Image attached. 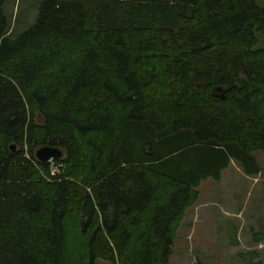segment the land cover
I'll return each instance as SVG.
<instances>
[{"label":"trees","instance_id":"1","mask_svg":"<svg viewBox=\"0 0 264 264\" xmlns=\"http://www.w3.org/2000/svg\"><path fill=\"white\" fill-rule=\"evenodd\" d=\"M5 1L0 264H169L203 182L261 173L264 8L42 0L11 34Z\"/></svg>","mask_w":264,"mask_h":264},{"label":"rangeland","instance_id":"2","mask_svg":"<svg viewBox=\"0 0 264 264\" xmlns=\"http://www.w3.org/2000/svg\"><path fill=\"white\" fill-rule=\"evenodd\" d=\"M41 1H5L11 34L31 26ZM258 5L264 8V0ZM257 38L255 49L264 48V35ZM256 156L261 167L258 176H245L231 162L219 183L207 180L199 186L198 200L177 231L169 264H264V155ZM48 165L56 172L53 161ZM97 264L109 263L98 260Z\"/></svg>","mask_w":264,"mask_h":264},{"label":"water","instance_id":"3","mask_svg":"<svg viewBox=\"0 0 264 264\" xmlns=\"http://www.w3.org/2000/svg\"><path fill=\"white\" fill-rule=\"evenodd\" d=\"M14 150V146H11ZM63 155L62 151L56 147H42L35 151L34 157L38 162L45 163L54 159H59Z\"/></svg>","mask_w":264,"mask_h":264},{"label":"crops","instance_id":"4","mask_svg":"<svg viewBox=\"0 0 264 264\" xmlns=\"http://www.w3.org/2000/svg\"><path fill=\"white\" fill-rule=\"evenodd\" d=\"M227 169H228V168H227ZM227 169H226V170H227ZM226 170H224V171L222 172V174H223ZM222 177H223V176L221 175V179H220V181L222 180ZM220 181H218V183H219ZM181 224H182V223H181ZM195 226H196V225H195Z\"/></svg>","mask_w":264,"mask_h":264}]
</instances>
